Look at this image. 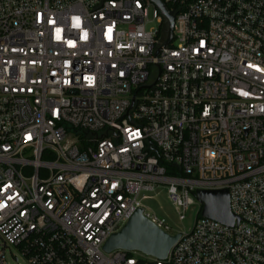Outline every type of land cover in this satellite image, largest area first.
I'll list each match as a JSON object with an SVG mask.
<instances>
[{
    "label": "built area",
    "instance_id": "built-area-1",
    "mask_svg": "<svg viewBox=\"0 0 264 264\" xmlns=\"http://www.w3.org/2000/svg\"><path fill=\"white\" fill-rule=\"evenodd\" d=\"M160 1L0 0V264H264V0ZM159 185L238 222L105 252Z\"/></svg>",
    "mask_w": 264,
    "mask_h": 264
},
{
    "label": "water",
    "instance_id": "water-1",
    "mask_svg": "<svg viewBox=\"0 0 264 264\" xmlns=\"http://www.w3.org/2000/svg\"><path fill=\"white\" fill-rule=\"evenodd\" d=\"M152 1L166 17L167 24L161 37L162 47L171 39L173 26V14L168 12L160 0ZM158 53V51H157ZM156 53V54H157ZM196 199L201 204V215L216 220L222 224L232 226L235 220L229 208V194L227 189L203 190L195 192ZM180 233L170 234L142 214V208H138L128 218L124 225L115 233H112L104 242L103 250L111 252L117 249L127 251H139L145 255L158 259H165L172 245L179 238Z\"/></svg>",
    "mask_w": 264,
    "mask_h": 264
},
{
    "label": "rangeland",
    "instance_id": "rangeland-1",
    "mask_svg": "<svg viewBox=\"0 0 264 264\" xmlns=\"http://www.w3.org/2000/svg\"><path fill=\"white\" fill-rule=\"evenodd\" d=\"M149 15L151 18V9ZM140 202L147 211L164 219V221L171 227L174 234L189 231L195 222L198 209L200 208V203L195 200V203L185 212V218L180 220L171 205L164 185H159L153 193H149L148 197L142 198ZM11 252L17 257L18 262H15L11 253H8V261L10 264H27L25 258L19 251H17V249L11 247Z\"/></svg>",
    "mask_w": 264,
    "mask_h": 264
}]
</instances>
